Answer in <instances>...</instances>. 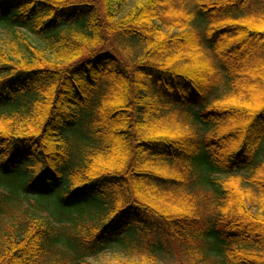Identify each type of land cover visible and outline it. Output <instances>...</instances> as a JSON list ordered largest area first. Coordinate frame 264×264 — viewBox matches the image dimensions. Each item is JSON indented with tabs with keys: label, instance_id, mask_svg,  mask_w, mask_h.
<instances>
[{
	"label": "trees",
	"instance_id": "trees-1",
	"mask_svg": "<svg viewBox=\"0 0 264 264\" xmlns=\"http://www.w3.org/2000/svg\"><path fill=\"white\" fill-rule=\"evenodd\" d=\"M0 25V264H264V0H0ZM172 106L195 121L157 134Z\"/></svg>",
	"mask_w": 264,
	"mask_h": 264
},
{
	"label": "rangeland",
	"instance_id": "rangeland-1",
	"mask_svg": "<svg viewBox=\"0 0 264 264\" xmlns=\"http://www.w3.org/2000/svg\"><path fill=\"white\" fill-rule=\"evenodd\" d=\"M11 31L3 25H0V46L3 47L4 44L11 38ZM30 38L33 42L41 44L37 39L30 34ZM165 109L160 115L158 114L152 129L156 131L157 134H171V133H181L189 129L192 122L195 121V111L190 110L188 107H178ZM186 108V109H185ZM20 200L22 202V209L37 207L40 208V213L44 218H48V211L43 208L49 205L51 199L40 200L34 196L26 197L24 194H20ZM127 243L124 245L122 243L113 244L109 250L102 253L98 257L91 258L89 261L93 264H118L122 261L132 259L131 253L127 250ZM179 256L168 257L162 261L161 264H181L178 259Z\"/></svg>",
	"mask_w": 264,
	"mask_h": 264
}]
</instances>
